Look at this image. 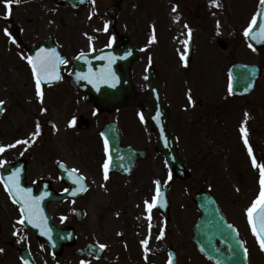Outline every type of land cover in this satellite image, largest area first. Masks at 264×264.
Here are the masks:
<instances>
[{
    "label": "rangeland",
    "instance_id": "1",
    "mask_svg": "<svg viewBox=\"0 0 264 264\" xmlns=\"http://www.w3.org/2000/svg\"><path fill=\"white\" fill-rule=\"evenodd\" d=\"M217 3L219 7L213 5L212 0L207 3L204 0H90L89 7L85 8L80 16L73 12L62 14V17L68 20L73 27L87 26L86 21L92 20L90 29L87 26V31L91 35L99 34L96 46L104 43L103 37L101 38L104 32V29H101L103 22L107 28L112 26L114 30H117L116 32L120 36L118 39L125 36L142 47L145 46L144 42L146 41L147 48L152 47L151 50H147L148 55L158 57L164 62V69H158L161 75L168 72L175 75V72L180 70L181 102L182 93L189 88L197 90L203 99L207 98L205 92L209 94L206 89L212 91L214 95L209 100L210 103L226 102L230 98L229 91H225V86L229 81L228 68L230 65L244 62L257 64L261 67L262 76L258 82L256 94L240 104L232 102L228 108L230 114L223 122L205 121L206 123L198 128L201 136L193 139H181V157L190 170L191 176L185 182L176 179L172 183L170 191L172 215L168 223L169 236L168 238L164 236L161 239V231L159 223H157L155 234L158 236H153V244L148 249L150 252L146 254L148 264L152 259L153 264H160L164 260L163 253L166 252L169 241L172 247L180 250L178 264L207 263L202 256L200 257L197 249L186 243V239H184L186 237L183 238L184 234L180 233V223L176 224L180 217V207L189 200L188 207L183 210L184 215L182 216L186 225V222H190L191 217L196 215L190 202L193 194L206 191L208 187L225 204H228V209L234 207L233 201L238 206L241 201L248 199L244 186L248 183V176L252 177L253 175L252 156L249 155L248 145L253 144L250 146L257 163H264V50L253 49L243 37L253 18L257 19L261 0H221ZM114 5L119 7V16L118 23L112 25L111 20L114 18L107 15L106 10ZM173 8L180 13L181 18H179L175 35L168 36L169 20L164 11L168 13ZM90 13L92 19L88 18ZM197 15L202 17H197ZM189 25L192 26L191 29L198 27V32L196 33L197 41L192 63L186 68L181 57L179 65L176 53L185 54V43L183 44L182 39ZM153 34L155 41H152ZM219 36L220 40L228 45L227 51L218 44ZM4 57H6L5 50L0 49V101L9 100V122L11 123L15 108L12 102L13 94L23 92L28 99L32 98V88L28 85L29 81L24 79L25 77L30 80L31 76L23 70L22 63L17 57L7 56V62L3 59ZM142 57L145 60L147 54L143 53ZM9 64L12 66L9 67ZM142 67L141 61L135 65L134 71L142 70ZM13 84H16L15 88H12ZM18 97H22L21 94ZM2 127L3 121H0V133ZM242 127L247 130L248 145L244 143ZM153 165L156 169L157 163L154 160ZM213 170H219V172ZM243 170H246L247 173ZM225 173L228 174V178ZM217 175L223 177L219 178ZM187 186L191 198H187V193L184 192ZM94 189L92 196L90 195L94 200L90 198L83 205L88 210V218L79 226L81 239L78 246L82 247L87 241L86 239H96L107 247L115 242V248H110V250L117 257L113 253L110 255L109 252L107 256L110 257L99 262L92 260L91 264H114L117 259L118 264H146L144 254L139 255L138 249L134 251V248L142 246L139 243H134V240L143 241V233L147 236L144 231H140L137 225L139 214L148 213L145 201L150 203L148 196L143 193V188L132 183L126 189L124 187L113 189L110 196H106L100 187H94ZM251 191L252 202H254L259 197V193L256 189H251ZM114 197L122 199L118 198L114 202ZM122 200H125L123 206ZM246 209L247 206L244 205L242 211ZM126 219H129V223ZM130 227L132 236H134L133 241L130 238ZM125 230L127 233L122 235V238L116 239ZM150 230L152 231V229ZM181 249L186 250L182 251ZM251 249L257 254L255 263L264 264V251L256 246H251ZM37 256L38 258L35 260L38 264H53L42 253L41 256L39 254ZM3 259L4 264H21L15 253L1 255V260ZM76 260V256L71 254V251L65 250L63 256L58 258L56 263L76 264Z\"/></svg>",
    "mask_w": 264,
    "mask_h": 264
},
{
    "label": "flooded vegetation",
    "instance_id": "2",
    "mask_svg": "<svg viewBox=\"0 0 264 264\" xmlns=\"http://www.w3.org/2000/svg\"><path fill=\"white\" fill-rule=\"evenodd\" d=\"M14 2L13 10L17 9L19 16L0 25V40L5 50L21 59L23 70L32 77V69L26 57H34L40 49L49 52L55 50L67 63L62 66L63 83L55 86L41 85L43 103L40 99L37 100L35 94L29 100L16 97L14 103L18 109L14 111L13 123L11 126L10 122L4 124L2 134L5 150L0 154V183L3 186L2 197L11 204L9 212H13L15 216L20 215L19 209L14 206L10 194L4 188L9 178L17 174L20 188L30 189L33 198L43 191L65 193L77 176H83V183L88 184L87 193L75 200H68L66 205L90 199L93 184L121 186L135 182L143 188L145 196H152L154 171L161 184L167 183V171L161 165L154 169L151 163L156 153L154 134L143 116L152 108L151 104L140 100L135 107L99 110L95 104L87 102L84 95L69 83L66 75L71 71L74 57L93 50L88 48L87 40H75L70 36L64 20L51 19L50 11L57 8L56 0ZM6 28L11 37L5 34ZM13 39L15 43L12 42ZM160 65L161 62L151 63L150 68ZM159 77L163 84L164 99L170 109L171 131L177 137L200 136L198 128L213 114L214 105L201 100H194L197 106L180 103V75L171 81L166 76L159 74ZM132 80L139 94L147 90V73L142 75L134 72ZM31 82L30 87L36 93V82L34 79ZM73 118L76 124L69 126ZM37 124L39 135L33 138ZM105 138L113 139V143L119 142L122 150L136 148L145 151L148 157L129 174L109 171V179L105 181ZM22 140H28L29 144L16 143ZM10 145L15 146L9 147ZM156 155L160 157L159 154ZM73 169L76 170L75 173ZM73 221L74 218L67 223L71 226L74 225ZM243 230L247 232L245 226ZM246 235L249 237L247 233Z\"/></svg>",
    "mask_w": 264,
    "mask_h": 264
},
{
    "label": "water",
    "instance_id": "3",
    "mask_svg": "<svg viewBox=\"0 0 264 264\" xmlns=\"http://www.w3.org/2000/svg\"><path fill=\"white\" fill-rule=\"evenodd\" d=\"M70 1L71 0H69V2ZM261 26H264V4L260 12L258 22L248 36V40L251 45L257 48L264 47V37H261L259 35ZM253 37L256 38L254 39ZM188 52L190 55V48ZM116 53H118L120 57H123L122 50H119ZM106 55L107 52H105L103 62L98 63L90 60L88 61V65L86 60L81 62L85 66H87L89 84L112 83V79H114V75H112V72L114 70L117 71V66L115 67L113 58H108ZM117 59L118 58H116V60ZM130 60H133V58ZM131 63L132 61L129 62L126 66L123 65L126 69V73L124 75H120L123 80L121 87H119L117 90L114 88L108 89L107 87L99 90L88 89L87 92L89 97L97 101L98 99H112L115 95V99L120 100V96L126 95L130 90L129 67ZM78 69L84 70V67L81 68L78 66ZM230 75L232 90L243 95L247 94L254 87L259 75V69L256 66L238 64L231 68ZM105 77L107 78V82H105ZM90 80L92 82H90ZM126 84H128L129 87H127ZM168 138L171 139V137ZM158 143L161 149L165 148L164 145L167 147V149H164V153L165 156L169 159V163L171 164V166H173L176 170H182V166L180 164V161L178 160L176 149L173 145V139L166 141L165 138L160 136L158 138ZM197 200L199 201L204 213L203 221L200 225V230L199 228H197L195 233V242L200 245V250L208 258L215 260L218 264H247L243 248L242 246H240V244H238L237 240L231 235V233H228L225 230H218L219 228H229V226H227L222 218H220V215L215 208V202L211 198H207L204 196L198 197ZM156 206H162L161 198L158 199ZM217 219L219 220V224L216 222ZM211 228L217 229L218 232L211 233ZM58 236L59 234L56 233L55 237ZM217 237L222 238L223 240H227L225 246L222 249H217L210 246L211 240H214V238ZM22 256L23 258L28 257L26 254H23Z\"/></svg>",
    "mask_w": 264,
    "mask_h": 264
},
{
    "label": "snow or ice",
    "instance_id": "4",
    "mask_svg": "<svg viewBox=\"0 0 264 264\" xmlns=\"http://www.w3.org/2000/svg\"><path fill=\"white\" fill-rule=\"evenodd\" d=\"M18 3L19 0H16ZM262 3H264V0H261ZM12 3L13 0H5V6L7 9L8 15L11 14L12 10ZM212 4L219 7V4L217 3V0H212ZM175 11V9H174ZM257 24V19L254 17L253 20L251 21V24L248 29L245 30L244 35L245 37H248L252 31L253 26ZM105 31H107V25L105 26ZM5 34L11 37V33L8 31V29H5ZM259 35L261 37H264V26L260 27V33ZM189 36H191V30H189ZM254 39L256 37H253ZM91 39V38H89ZM114 39V38H113ZM152 41H155V35L153 34L152 36ZM13 43H15V39L12 40ZM185 43V54L181 55V59L184 61V66H188V60H187V41ZM28 64L31 66L33 76L35 78L36 82V94L40 99V102L43 103V98H44V93L41 88V82L44 80H60L61 77L59 73L56 71L57 67L60 64L67 63V61L61 59L55 52V50L49 52L46 49H40L36 55L33 56H28L26 57ZM83 79H89L88 76L80 77ZM90 82H92L90 80ZM105 82H107V78L105 77ZM115 86V85H113ZM231 86L229 87V92H231ZM189 101H192V96L189 95ZM4 104V101H0V106ZM46 111V110H45ZM143 119V117H141ZM76 124L75 118L70 121L69 126H74ZM241 132L244 134V143L245 145H248V140H247V130L245 127L241 128ZM39 135V124H37V130L35 133H33V138ZM17 144H29L28 140H22V141H17ZM15 145H10L9 147H14ZM5 149L3 147H0V152H3ZM105 151H108V142L107 139H105ZM248 152L249 155L252 156V164L253 167H258L260 170V194L259 197L252 203V205L247 209V215H248V220L249 223L252 226V231L255 234L259 246L261 250H264V163L258 164L257 160L254 155H252V148L250 145H248ZM104 169V179L107 181L109 179V163H105L103 165ZM73 172L75 173L76 170L73 169ZM169 180L172 179L171 174H169L168 177ZM84 177L83 176H77L76 178V183H79L81 185L80 190L84 191L86 190L84 184ZM156 184V195L153 197V200L151 203L148 201H145L146 208L149 212V217L148 219L151 220V210L153 207L156 206L158 199L161 198V191H160V181L157 180L155 181ZM5 187L8 189L10 195H15L18 197L17 201L14 202H22L23 206L21 208V219L19 220L20 224H23L25 220L28 221L30 224H34L36 227H41L43 223V215L42 213L38 214V201H36L32 196H31V190L30 189H23L20 188L19 186V180H18V174L10 177L8 183L5 185ZM164 233L161 231L160 237H163ZM144 246L145 253L148 252V240L145 239L141 242ZM100 249H104L106 245L100 244L99 245ZM3 249H0V252H2ZM247 249L245 248V253H247ZM147 258V256H146ZM83 264V262H82ZM168 264H172V259L170 258L168 261Z\"/></svg>",
    "mask_w": 264,
    "mask_h": 264
},
{
    "label": "bare ground",
    "instance_id": "5",
    "mask_svg": "<svg viewBox=\"0 0 264 264\" xmlns=\"http://www.w3.org/2000/svg\"><path fill=\"white\" fill-rule=\"evenodd\" d=\"M217 1H220V0H217ZM179 18H180V15L177 14L176 16H173V18L170 20V25H171L172 29L174 30V34L176 33ZM171 43H172V41H171Z\"/></svg>",
    "mask_w": 264,
    "mask_h": 264
}]
</instances>
